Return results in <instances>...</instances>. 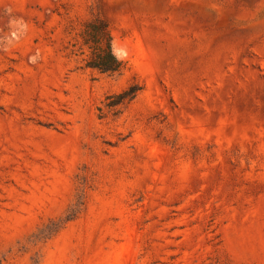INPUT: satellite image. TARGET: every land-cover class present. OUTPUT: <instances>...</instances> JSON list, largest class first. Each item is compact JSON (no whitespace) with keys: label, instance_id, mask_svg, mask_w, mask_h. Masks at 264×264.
Wrapping results in <instances>:
<instances>
[{"label":"rangeland","instance_id":"rangeland-1","mask_svg":"<svg viewBox=\"0 0 264 264\" xmlns=\"http://www.w3.org/2000/svg\"><path fill=\"white\" fill-rule=\"evenodd\" d=\"M0 264H264V0H0Z\"/></svg>","mask_w":264,"mask_h":264},{"label":"trees","instance_id":"trees-1","mask_svg":"<svg viewBox=\"0 0 264 264\" xmlns=\"http://www.w3.org/2000/svg\"><path fill=\"white\" fill-rule=\"evenodd\" d=\"M85 44L90 49V57L85 66L101 74L112 75L118 73L122 67V62L114 55L111 48V39L106 24L100 19H92L85 26ZM138 88L131 86L124 91L112 95L110 98L112 106L131 101Z\"/></svg>","mask_w":264,"mask_h":264}]
</instances>
